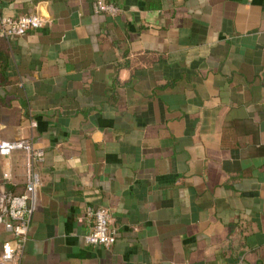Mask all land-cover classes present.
Listing matches in <instances>:
<instances>
[{"label": "crops", "instance_id": "0c3cea01", "mask_svg": "<svg viewBox=\"0 0 264 264\" xmlns=\"http://www.w3.org/2000/svg\"><path fill=\"white\" fill-rule=\"evenodd\" d=\"M93 1L0 0L51 18L0 35V140L45 150L21 264H264V0ZM5 171L23 192L25 153Z\"/></svg>", "mask_w": 264, "mask_h": 264}, {"label": "built area", "instance_id": "2783aa9c", "mask_svg": "<svg viewBox=\"0 0 264 264\" xmlns=\"http://www.w3.org/2000/svg\"><path fill=\"white\" fill-rule=\"evenodd\" d=\"M94 13L116 15L119 7L108 0H94ZM36 13L0 18V35L6 38L23 36L30 30L41 28L47 23ZM32 125H35L32 123ZM21 150L26 155V177L24 190L14 193L6 188L10 173L5 171L0 178V232L5 229L11 234L6 247L0 254V264H21L24 246L29 237L34 203L41 185V176L36 166L45 158V150L34 145L31 138L6 141L0 140V154L7 155ZM88 219V231L84 234L85 244L110 247L116 240L117 229L112 224L109 210L103 206H87L79 221Z\"/></svg>", "mask_w": 264, "mask_h": 264}, {"label": "water", "instance_id": "95a60500", "mask_svg": "<svg viewBox=\"0 0 264 264\" xmlns=\"http://www.w3.org/2000/svg\"><path fill=\"white\" fill-rule=\"evenodd\" d=\"M37 14L40 15L41 17H43L46 21H50L51 18L43 13H41L40 11H37Z\"/></svg>", "mask_w": 264, "mask_h": 264}]
</instances>
